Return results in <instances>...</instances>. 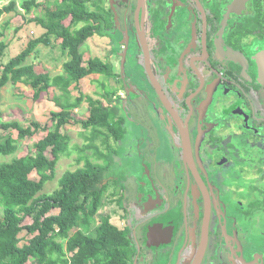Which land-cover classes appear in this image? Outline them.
Returning a JSON list of instances; mask_svg holds the SVG:
<instances>
[{"label": "flooded vegetation", "instance_id": "flooded-vegetation-1", "mask_svg": "<svg viewBox=\"0 0 264 264\" xmlns=\"http://www.w3.org/2000/svg\"><path fill=\"white\" fill-rule=\"evenodd\" d=\"M115 11V54L135 69L129 85L113 71L125 87L107 107L138 117L123 116L139 134V176L117 194L107 172L105 212L123 221L132 264H264V0H117Z\"/></svg>", "mask_w": 264, "mask_h": 264}, {"label": "trees", "instance_id": "trees-1", "mask_svg": "<svg viewBox=\"0 0 264 264\" xmlns=\"http://www.w3.org/2000/svg\"><path fill=\"white\" fill-rule=\"evenodd\" d=\"M5 1L0 0V19L5 14H19L23 22L33 23L42 32L6 63L2 60L7 45L0 41V99L8 83H23L31 87L35 101L47 95L54 110L49 127L36 121L26 126L17 121L0 123L2 130L17 132L16 139L9 136L0 143V156L14 155L19 141L47 131L27 156L0 165V264H132L135 251L128 233L112 225L109 215L99 213L107 189V166L81 157L78 162L83 160V168L65 172L57 190L40 195L44 184L54 179L58 160L70 155V137L62 132L65 126L80 124L83 129H93L90 142H106L110 136L115 141L122 138L124 120L117 107H107L82 95L73 98L70 90L92 75L117 77L109 62L100 58L85 61L81 51L89 38L105 37L113 29L109 0H53V9L46 7L42 16L32 19L26 16L42 9L39 0H9L3 5ZM66 20L68 25L64 24ZM23 27L20 25L16 31ZM3 36L0 32V39ZM54 40L59 41L61 52L68 57L60 74L38 73L33 64H26L40 45L53 46ZM114 95L109 92L103 98L112 104ZM83 101L88 103L89 115L77 121L74 111ZM94 149L99 156L98 148ZM32 174L37 180L31 179ZM27 219L31 222L26 224ZM24 231L28 239L20 246Z\"/></svg>", "mask_w": 264, "mask_h": 264}, {"label": "rangeland", "instance_id": "rangeland-1", "mask_svg": "<svg viewBox=\"0 0 264 264\" xmlns=\"http://www.w3.org/2000/svg\"><path fill=\"white\" fill-rule=\"evenodd\" d=\"M9 0H6L3 5H6ZM42 3V9L33 10L28 16L27 19H32L33 17H40L43 15V9L49 7L53 9V0H39ZM117 0H114V6L116 5ZM111 7L110 4L108 5ZM91 9L93 7L91 6ZM20 14H23L22 12ZM19 14H9L3 15L0 19V32L4 33V36L0 39L6 45V51L3 57V63L8 62L12 57L16 56L21 50H23L28 43V41L34 37L40 36L41 30L33 23L27 24L23 22L21 16ZM6 23L8 24L5 27ZM65 25L69 24V20L64 22ZM24 25V27L16 31V29L20 26ZM81 25L78 26V28ZM120 36V35H119ZM114 37L111 33L105 37H93L89 38L81 48L82 53L84 54V60H88L89 58H100L105 62L111 63L112 69L115 73L122 72L121 67L125 74V79H123V83L129 85L133 82L132 72L135 69V65L131 63V60L126 59L123 56V61H121L122 56L117 52L118 45H120V40ZM111 38V42L109 38ZM115 49V51H114ZM68 60V57L65 56L59 47V41L54 40L53 46H44L40 45L36 51L27 59L26 64H33L35 66V70L38 73H43L48 71L51 76H55L60 74L62 71V64ZM121 62V64H120ZM48 66V68L46 67ZM131 69V70H130ZM131 75H128V73ZM118 74L117 77L107 78L103 75H92L80 81L77 85H72L70 88L71 94L73 98H77L82 95V97H90L93 100L101 101L105 106L108 104V100L103 98V95L109 92H115V94L124 90V84L118 82ZM118 112H120L119 107ZM52 103L48 100V97L45 94L41 97V99L35 101L33 99V91L30 86L25 85L23 83L11 84L8 83L1 90V99H0V123L1 122H19L22 126H26L31 121H36L40 123L41 126H50V113L53 111ZM121 117L124 120L127 113L122 110ZM126 113V115H125ZM127 119L134 120L137 119V115H135L134 111H129ZM75 119L77 121L84 120L89 115V107L87 101H83L80 107L74 111ZM124 116V117H123ZM138 120V119H137ZM125 121V120H124ZM131 122V121H130ZM126 123V122H125ZM132 125V123H129ZM86 130L91 131L90 137L94 134L93 129H83L80 124L76 125H68L64 128V133L70 137L69 143V156L61 157L55 168V177L52 181H48L44 184L40 195L42 194H51L55 190L59 188V180L65 172L68 171H76L77 169L83 168L84 162H78L81 157L90 160L93 164L107 166L109 178H114L117 180V184L111 185L118 193L120 190L125 188H136L135 182L131 179L130 175L138 174L139 165L135 160V151H137L136 144L132 142V131L131 126H127L125 132V136L122 142L118 143V146L113 148V151L110 153L111 156H108L105 161L99 156H96L95 149H89L88 144L89 141L86 139ZM47 134V131L37 132L33 137L19 141L18 150L12 156H0V165L3 163L10 162L13 158H21L27 156L33 148V145L44 138ZM137 134H135L136 139L139 141ZM139 135V134H138ZM12 137L14 139L17 138V132L14 130L4 131L0 128V143H3L8 137ZM136 140V142H137ZM94 142V141H93ZM98 143V142H96ZM94 144L91 143V146ZM95 147V146H93ZM100 147L102 149H100ZM97 146L98 151L104 152L103 146ZM49 156V154H48ZM126 156V157H125ZM103 163V164H102ZM131 172V174H128ZM139 176V174H138ZM31 179L37 180L35 174L31 175ZM112 188L107 189V191ZM123 202V201H122ZM132 206L131 200H125V208L126 210H130ZM107 207H112V205H108L107 196L104 197V205L100 209V214H106ZM54 214L58 213V210L53 211ZM0 216H2V209L0 207ZM112 221L110 222L112 225L115 224L117 227L122 228L123 221H119L117 216H113ZM115 219V220H114ZM121 220V219H120ZM30 219H27L25 223H30ZM129 236V235H128ZM20 238L22 241L20 242V246L25 244L28 236L26 232H22L20 234Z\"/></svg>", "mask_w": 264, "mask_h": 264}, {"label": "crops", "instance_id": "crops-1", "mask_svg": "<svg viewBox=\"0 0 264 264\" xmlns=\"http://www.w3.org/2000/svg\"><path fill=\"white\" fill-rule=\"evenodd\" d=\"M47 68H48V66H46ZM45 72H48V71H45ZM45 72H43V73H45ZM62 72V71H61ZM60 72V73H61ZM76 86V85H75ZM77 87V86H76ZM43 96V95H42ZM45 96H47V95H45ZM77 110V109H76ZM75 110V111H76ZM121 113L119 112V115H120ZM121 116V115H120ZM127 126H129L130 127V124H129V122H126L125 123V121H123V130H126V127ZM64 128H66V126L64 127ZM64 128L62 129V132L64 133ZM131 131H132V134H134V135H132V142H134L135 144L137 143L136 142V137H135V132H134V130L131 128ZM94 133V132H93ZM105 133V132H104ZM90 135H91V131H89V130H86V134H85V136H86V139H87V141H89L90 140V138H92L93 137V135L90 137ZM124 136H125V132L123 131V135H122V138H121V140H119V141H115L114 140V138L112 137V136H110L108 139H107V141L105 142H103L102 140H100V139H96V140H93L92 142H90L89 141V144L88 145H91V143L92 144H94L93 146H95V147H97V146H103V149H104V151H105V153L104 152H100V154H98L99 156H101L102 157V159H103V161H105L106 159H107V157L108 156H111L110 155V152H112L113 151V148H115V147H117L118 146V143L120 142H122V140H123V138H124ZM43 139V138H42ZM41 140V139H40ZM96 142H98V143H96ZM91 147V148H89V149H94V147ZM100 149H102L101 147H100ZM126 157V156H125ZM103 164V163H102ZM128 174H131V172H128ZM112 221V220H111ZM114 226H116L117 227V225H115V224H113ZM117 228H119V227H117Z\"/></svg>", "mask_w": 264, "mask_h": 264}, {"label": "water", "instance_id": "water-1", "mask_svg": "<svg viewBox=\"0 0 264 264\" xmlns=\"http://www.w3.org/2000/svg\"><path fill=\"white\" fill-rule=\"evenodd\" d=\"M109 4H110V8H111V10H112V12H113V15H114V21H115V24L117 25V23H118V20H117V15H116V11H115V6H114V0H109ZM151 229L152 228H150V232H151Z\"/></svg>", "mask_w": 264, "mask_h": 264}]
</instances>
